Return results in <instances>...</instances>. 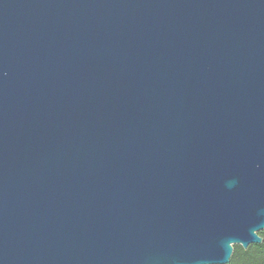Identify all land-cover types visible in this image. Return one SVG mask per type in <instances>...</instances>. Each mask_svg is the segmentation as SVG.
<instances>
[{
    "label": "water",
    "instance_id": "1",
    "mask_svg": "<svg viewBox=\"0 0 264 264\" xmlns=\"http://www.w3.org/2000/svg\"><path fill=\"white\" fill-rule=\"evenodd\" d=\"M264 230V0H0V264H229Z\"/></svg>",
    "mask_w": 264,
    "mask_h": 264
},
{
    "label": "trees",
    "instance_id": "2",
    "mask_svg": "<svg viewBox=\"0 0 264 264\" xmlns=\"http://www.w3.org/2000/svg\"><path fill=\"white\" fill-rule=\"evenodd\" d=\"M259 235L263 238L261 244L251 245L248 249L235 245L229 264H264V230Z\"/></svg>",
    "mask_w": 264,
    "mask_h": 264
}]
</instances>
